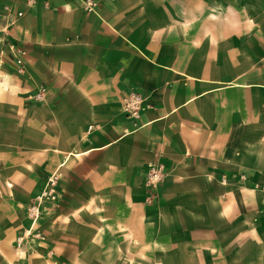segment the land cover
Listing matches in <instances>:
<instances>
[{
	"label": "crops",
	"instance_id": "0c3cea01",
	"mask_svg": "<svg viewBox=\"0 0 264 264\" xmlns=\"http://www.w3.org/2000/svg\"><path fill=\"white\" fill-rule=\"evenodd\" d=\"M94 1L0 0V264H264V0Z\"/></svg>",
	"mask_w": 264,
	"mask_h": 264
},
{
	"label": "built area",
	"instance_id": "2783aa9c",
	"mask_svg": "<svg viewBox=\"0 0 264 264\" xmlns=\"http://www.w3.org/2000/svg\"><path fill=\"white\" fill-rule=\"evenodd\" d=\"M34 0H26V4L32 3ZM85 10L93 11L95 6L94 0H79ZM22 16V12H17L16 17L19 18ZM9 52L12 54L13 60L18 68V72L24 71V62L23 56L25 51L20 46L12 43V42H4ZM42 97V90L37 92L34 96L35 100H39ZM128 108V106H126ZM131 114L135 115L136 112H132ZM166 176V170L161 164H150L145 173L144 179V187L149 191L150 196L147 198V202L153 203L156 199V192L159 184L162 182L163 178ZM241 180H245L244 176H241ZM52 185V182H50ZM46 186L41 194L31 203L27 205L26 215L29 221V225L23 236L16 238L14 246L17 250L22 248L23 243L27 237H40V234L34 231V226L37 223L40 215V205L44 203V201H53L55 199L54 189L52 186ZM251 190L263 193L262 205L264 208V186L253 185L250 187Z\"/></svg>",
	"mask_w": 264,
	"mask_h": 264
},
{
	"label": "rangeland",
	"instance_id": "374dc122",
	"mask_svg": "<svg viewBox=\"0 0 264 264\" xmlns=\"http://www.w3.org/2000/svg\"><path fill=\"white\" fill-rule=\"evenodd\" d=\"M50 205H53V206H55V204H52V203H50V204H41L40 205V215H39V219H38V221H37V223L35 224V226H34V231L35 232H37V233H39L40 234V237H38V238H35V237H27L26 239H25V242L23 243V245H22V247L26 244V242L27 243H30L31 245L32 244H41V242L43 241V235L40 233V230H39V224H40V219H41V212H42V208H44L45 207V209L47 208V206H50ZM26 208H27V206H26ZM45 209H44V211H45ZM27 216V215H26ZM27 220H28V218H27ZM28 225H29V221H28ZM23 236V235H22ZM18 238V237H17Z\"/></svg>",
	"mask_w": 264,
	"mask_h": 264
}]
</instances>
